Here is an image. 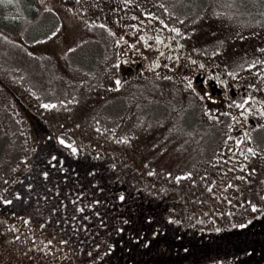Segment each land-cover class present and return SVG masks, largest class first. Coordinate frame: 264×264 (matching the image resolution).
Listing matches in <instances>:
<instances>
[{
  "label": "rangeland",
  "instance_id": "1",
  "mask_svg": "<svg viewBox=\"0 0 264 264\" xmlns=\"http://www.w3.org/2000/svg\"><path fill=\"white\" fill-rule=\"evenodd\" d=\"M36 1L35 15L21 19L17 28L0 25V264H94L15 211L18 202L9 200L26 184L35 151L44 142L42 132H33L37 117L68 151L108 155L131 188L137 183L156 198L167 191L182 198L189 213L185 221L198 217L207 227L230 224L212 204L203 206L209 186L202 163L212 152L201 101L170 77L133 78L117 86V43L104 15L109 2L116 10L130 5L238 60L262 48L264 0ZM108 39L113 49L107 53ZM260 208L246 212L259 216Z\"/></svg>",
  "mask_w": 264,
  "mask_h": 264
},
{
  "label": "flooded vegetation",
  "instance_id": "2",
  "mask_svg": "<svg viewBox=\"0 0 264 264\" xmlns=\"http://www.w3.org/2000/svg\"><path fill=\"white\" fill-rule=\"evenodd\" d=\"M109 3L108 15L104 17L109 19L108 28L112 29L111 36L117 43L115 83L119 80L122 84L133 78L144 81L157 76L170 77L201 101L208 115L207 133L212 152L205 155L202 163L209 186L203 206L212 204L219 210L217 215L230 223L207 227L198 217L185 221L183 215L189 213L183 207L184 201L167 191L157 198L149 194L156 198L151 204L155 228L161 214L163 223L169 227L168 238L185 243L183 250H189L187 258L205 254L209 249L215 252L222 241H225L221 246L224 248L231 240L234 243L231 254L238 256L237 245L244 248V242L250 237L264 236V212L259 216L246 212L256 205H261L264 211V176L260 174L264 168V42L254 56L229 59L223 52H215L180 32L177 35L172 31L173 25L151 14L139 12L130 5L116 10V4ZM95 9L101 11V6ZM107 44L108 53V48L113 49L110 39ZM256 61L260 63L250 67ZM245 100L248 103L243 108L237 107ZM41 123L45 131L42 141H58L56 133ZM35 129L33 126L37 136ZM136 185L131 195L135 199L143 189ZM143 193H146L144 189ZM233 211L241 216L232 217Z\"/></svg>",
  "mask_w": 264,
  "mask_h": 264
},
{
  "label": "trees",
  "instance_id": "3",
  "mask_svg": "<svg viewBox=\"0 0 264 264\" xmlns=\"http://www.w3.org/2000/svg\"><path fill=\"white\" fill-rule=\"evenodd\" d=\"M37 9L36 0H0V25L14 30ZM34 126L45 132L40 119ZM114 165L108 155L75 154L56 141H44L24 177L26 184L9 200L18 202L15 211L26 213L74 255L94 264H264V236L255 235L244 242V248L237 245L238 256L231 254V240L224 248L222 241L215 252L209 249L188 259L185 243L168 238L169 227L161 214L155 228L151 204L156 198L141 192L139 198L131 197L130 183L116 174ZM128 179L132 180L129 173Z\"/></svg>",
  "mask_w": 264,
  "mask_h": 264
},
{
  "label": "snow or ice",
  "instance_id": "4",
  "mask_svg": "<svg viewBox=\"0 0 264 264\" xmlns=\"http://www.w3.org/2000/svg\"><path fill=\"white\" fill-rule=\"evenodd\" d=\"M100 26H101V27H104V25H100ZM57 31H58V30H57ZM172 31L176 32L177 35H180L178 29L173 28ZM52 35L55 36L56 33H53ZM256 63H260V61H256V62H254L250 67H255ZM120 83H121V81H119V80L116 81L117 86H119ZM188 86L191 87V81H189ZM247 103H248V101L245 100L242 104L237 105V107H239V108H243L244 105L247 104ZM42 107L45 108V109H48V108H55L56 106H55V105H49V104H43ZM123 142H126V141H123ZM60 143H61V144H64L65 142H64L63 140H60ZM66 146L71 147V145H66ZM71 150H72L73 153H75V152L77 151L76 148H72ZM248 151L251 152L252 149H248ZM149 174L151 175L152 173H149ZM185 178H187V177H176L177 181H179V180H181V179H185ZM120 199L123 200L124 197L121 196ZM255 210H256L255 207H253V211H255ZM241 227H244V225H241Z\"/></svg>",
  "mask_w": 264,
  "mask_h": 264
}]
</instances>
